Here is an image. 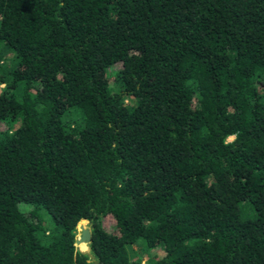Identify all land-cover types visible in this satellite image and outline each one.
I'll return each mask as SVG.
<instances>
[{
    "label": "trees",
    "instance_id": "obj_1",
    "mask_svg": "<svg viewBox=\"0 0 264 264\" xmlns=\"http://www.w3.org/2000/svg\"><path fill=\"white\" fill-rule=\"evenodd\" d=\"M0 264H264V0H0Z\"/></svg>",
    "mask_w": 264,
    "mask_h": 264
},
{
    "label": "rangeland",
    "instance_id": "obj_2",
    "mask_svg": "<svg viewBox=\"0 0 264 264\" xmlns=\"http://www.w3.org/2000/svg\"><path fill=\"white\" fill-rule=\"evenodd\" d=\"M229 137H231V136H229ZM228 137V138H229ZM240 212H241V215H243V216H252L253 215V210L247 205V203L246 202H242L241 204H240ZM46 215H47V213L44 211V210H42ZM103 222H104V224L109 228H111V226H112V220H111V217H105V218H103ZM88 223V221H86V224ZM87 226H88V224H87ZM138 244V247H139V249H137V248H135L134 249V251L132 252V254H135V253H137L138 255L141 253V251H139L140 250V245L142 244L143 245V242L141 241V239L140 240H138L136 243H135V245H137ZM141 245V246H142ZM155 249L157 250V247L156 248H151V249H149V250H143L144 252H146V253H151V254H154L156 251H155ZM159 249V248H158ZM90 258L93 260V261H96L95 260V258L92 256V255H90Z\"/></svg>",
    "mask_w": 264,
    "mask_h": 264
},
{
    "label": "water",
    "instance_id": "obj_3",
    "mask_svg": "<svg viewBox=\"0 0 264 264\" xmlns=\"http://www.w3.org/2000/svg\"><path fill=\"white\" fill-rule=\"evenodd\" d=\"M77 226H79L81 228V231H80L79 237L78 236L75 237V244L79 241H82V240L89 241L90 237H91V231H90L89 226L84 228V227H82L81 224H79V221L77 222Z\"/></svg>",
    "mask_w": 264,
    "mask_h": 264
},
{
    "label": "clouds",
    "instance_id": "obj_4",
    "mask_svg": "<svg viewBox=\"0 0 264 264\" xmlns=\"http://www.w3.org/2000/svg\"><path fill=\"white\" fill-rule=\"evenodd\" d=\"M233 139H235V137L234 136H231V137L228 138V140L225 141V143L227 144L229 141H231Z\"/></svg>",
    "mask_w": 264,
    "mask_h": 264
}]
</instances>
